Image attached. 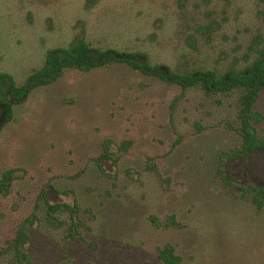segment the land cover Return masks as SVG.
Returning <instances> with one entry per match:
<instances>
[{
  "label": "rangeland",
  "instance_id": "374dc122",
  "mask_svg": "<svg viewBox=\"0 0 264 264\" xmlns=\"http://www.w3.org/2000/svg\"><path fill=\"white\" fill-rule=\"evenodd\" d=\"M76 39L221 75L264 47V0H0V74L17 86ZM239 102L124 65L68 70L33 90L0 124V183L14 173L0 193V264H161L166 245L183 264H264L252 190L264 153L226 159L242 144ZM254 111L264 138V90ZM43 191L77 207L78 237L65 215L46 217Z\"/></svg>",
  "mask_w": 264,
  "mask_h": 264
},
{
  "label": "trees",
  "instance_id": "16d2710c",
  "mask_svg": "<svg viewBox=\"0 0 264 264\" xmlns=\"http://www.w3.org/2000/svg\"><path fill=\"white\" fill-rule=\"evenodd\" d=\"M112 65H124L144 76L155 78L168 85L179 86L182 90L195 87L207 94H229L239 92V133L242 138L240 149L226 159L247 161L255 152L264 153V138L257 135L254 123L261 122V116L254 111V105L264 90V47L255 59L242 69H230L218 75L209 70H195L187 74L172 71L163 65H151L138 53L120 52L113 49L102 50L92 47L82 39H76L65 48H56L47 52L41 69L34 71L24 85L17 86L12 76L0 74V124L8 123L13 117V107L22 104L29 94L39 88L57 82L66 71L78 70L90 72ZM1 128V127H0ZM106 151V149H105ZM7 174L0 183V193L7 194L11 183ZM225 179L228 177L225 175ZM253 203L258 209L264 208V187H253ZM76 234H70L74 236ZM27 240L23 236L14 241V248L21 258L28 256L22 249ZM161 264H183L171 245L158 250Z\"/></svg>",
  "mask_w": 264,
  "mask_h": 264
},
{
  "label": "flooded vegetation",
  "instance_id": "af4514ba",
  "mask_svg": "<svg viewBox=\"0 0 264 264\" xmlns=\"http://www.w3.org/2000/svg\"><path fill=\"white\" fill-rule=\"evenodd\" d=\"M8 175H9L8 179L11 180V182H12L14 179V173L11 172ZM9 187H10V185H9ZM9 187H8V189H9ZM253 187L261 189L262 187H264V185H254ZM48 194H49V191H43V193H42L43 201H44V204L46 206V209H45L46 217L49 218L50 221H57V219H55V216L65 215L68 219L67 222L69 223V224H63L62 223L63 226H65V234H69V236H70V234H76L73 237H78V234H80L79 229H80L82 224H81V221H80L78 214H77V211H78L77 207L75 205H72L69 203H64V202L56 203V204H50L47 200ZM30 224H32V221H30ZM27 260H28V258H27Z\"/></svg>",
  "mask_w": 264,
  "mask_h": 264
}]
</instances>
